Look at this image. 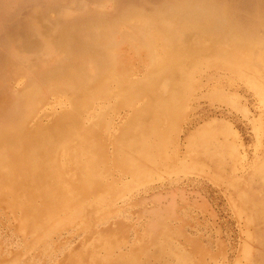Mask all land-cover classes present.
Segmentation results:
<instances>
[{
    "label": "rangeland",
    "instance_id": "obj_1",
    "mask_svg": "<svg viewBox=\"0 0 264 264\" xmlns=\"http://www.w3.org/2000/svg\"><path fill=\"white\" fill-rule=\"evenodd\" d=\"M213 1L243 21L264 18V0ZM206 6L0 0V154L13 173L0 171V264H262L264 208L250 203H264L252 175L264 163V137L250 136L240 110L262 130L264 113L229 69L212 62L216 50L234 48L229 39L210 28L186 37L170 20ZM185 42L210 51L211 61L197 54L186 65L173 105L168 90L128 86ZM221 126L241 134L227 143L240 145L244 158L218 159L198 147L200 131V140L225 146ZM4 137L25 145L32 137L40 166L32 175L40 179ZM153 167L157 173L135 175ZM6 189L22 199L41 193L27 201L44 217L42 241V229L33 236L21 225ZM53 224L59 229L49 232Z\"/></svg>",
    "mask_w": 264,
    "mask_h": 264
},
{
    "label": "bare ground",
    "instance_id": "obj_2",
    "mask_svg": "<svg viewBox=\"0 0 264 264\" xmlns=\"http://www.w3.org/2000/svg\"><path fill=\"white\" fill-rule=\"evenodd\" d=\"M210 1L203 0V2L207 3L206 8L202 7L201 9L194 8L193 10H190L188 7L184 9L183 12L179 13L181 16L177 15L176 19H169L176 24H180L178 28L182 31V35H185L186 37L188 35L194 34L203 35L205 34V31L210 28L211 31L214 29L215 32H217L215 33L216 36L229 39L231 44L230 46H234V48L232 49L231 47H228L227 49L216 50L213 53L215 56L213 57L214 61L212 62H217L222 67L229 69V71L235 76V79L240 81L245 86V88L249 92H251L255 100L253 106L255 111L264 113V34L261 37L257 34L258 28H264V18L257 19V17L254 18L253 16L249 15L250 20L246 19L245 21H243L242 18L238 17L237 11L236 14L234 12L230 13V11L226 10L225 7L215 4L213 0ZM69 43L70 45H74V43L70 40ZM254 50L257 52L252 53ZM168 51L169 52H167L165 56L161 57L159 60H156L151 70L148 71L146 77L142 78L140 82H138V84L129 83L128 86L130 88H140L144 92L154 89L168 90L170 100H173L171 105H173L175 103V99L173 96L174 90L179 86V84L182 83L180 80L183 79L185 82V78H189L185 71L186 65L188 63L195 64L196 59H194V57L197 56V54H200V57L204 61V64L209 63L211 60H209L210 51H206L205 48H201L200 51L196 50V48L193 47L189 48L186 42L183 44H178L177 46L173 45L171 50ZM253 54L258 55L252 56ZM202 66L205 68L207 67L205 65ZM113 78L116 79V77ZM227 100L230 105L236 107L233 99L230 100L229 98H227ZM240 112L243 119L247 121V124L251 125L250 136L253 137L256 141H259V138L264 137V130H262L259 125V118L253 119V117H249L248 111L245 108L241 109ZM40 131L41 130L39 129L33 135H38V137H40ZM200 132L197 134V137L199 139V143L197 145L199 148L204 150L203 153H212L218 159H222L223 157H238L239 153V157L244 158L245 155L241 156V152L239 150V148L241 147L240 145H234V140H232V144L227 143V141H230V138L241 140L240 133L231 132L230 128L221 126L218 129V132L220 138L223 139L219 140V142H225V146H223L221 145V143H217V145L214 144L213 142H215L216 140L214 141L211 137L200 140L203 135ZM4 138L6 139V145L10 144L12 148L16 149L20 159H26V161L29 163L30 169L28 170V172L30 177L33 180H35L34 177L40 179V176L32 175L33 170H38L40 166L35 163L33 158H31L32 154L34 153L33 149L36 148L38 144L32 146L31 140H27V145L18 144L7 137ZM37 143H39V141ZM212 145L213 150H209ZM256 148L258 147L256 146ZM242 154H245V152H242ZM1 155L2 154H0V171L3 172L4 176L7 179H11L13 177V173L8 168L10 167V165H8L5 156L3 158ZM3 161H5L3 164L4 168L1 166ZM149 172H152L154 174L158 171L153 167L152 170H139L135 172V175H137L138 177H145ZM252 175L254 176L253 179L257 180V182L260 183V188H262L261 191L264 190V163L256 164L254 166ZM219 181L220 179L217 180L218 183ZM2 186L5 187L3 184ZM9 191L10 194H7V196L10 197L9 200L11 201V209L21 213V225L24 227L28 225L33 236L43 231V234L40 235L39 239L40 241H42L46 234V230L42 229V222L44 221V217L41 215V213L32 208L31 203L27 201L34 200V198H36L38 195H40L41 197V193L39 192L38 195H34L33 193H31V195L33 194L32 196H25L26 198L22 199L24 195H22L21 197L20 195L13 193L14 191L11 192V189L6 192L9 193ZM27 194H30V192ZM41 199L43 198L41 197ZM45 200L47 201V205H49L48 198H46ZM250 205L251 209L259 210L261 209V207L264 208L263 202L260 204L250 203ZM58 229L59 227L56 224H53V226L49 229V232H53ZM263 255L264 252L261 258L262 264H264Z\"/></svg>",
    "mask_w": 264,
    "mask_h": 264
}]
</instances>
